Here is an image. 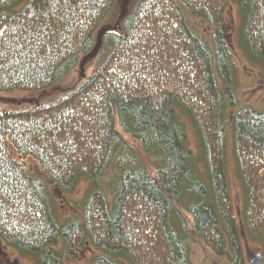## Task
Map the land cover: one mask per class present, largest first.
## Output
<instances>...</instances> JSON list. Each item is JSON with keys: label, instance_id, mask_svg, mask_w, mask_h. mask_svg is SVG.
<instances>
[{"label": "trees", "instance_id": "obj_1", "mask_svg": "<svg viewBox=\"0 0 264 264\" xmlns=\"http://www.w3.org/2000/svg\"><path fill=\"white\" fill-rule=\"evenodd\" d=\"M127 2L0 0V96L34 100L0 105V241L34 264H191L192 242L243 264L244 236L264 256V111L239 104L226 28L236 6L239 49L264 70V0Z\"/></svg>", "mask_w": 264, "mask_h": 264}, {"label": "rangeland", "instance_id": "obj_2", "mask_svg": "<svg viewBox=\"0 0 264 264\" xmlns=\"http://www.w3.org/2000/svg\"><path fill=\"white\" fill-rule=\"evenodd\" d=\"M134 2L135 0H128L126 5H124L123 10L125 14L131 11V7L133 6ZM119 13H115L114 16L105 25V27L119 29L121 26L120 20L122 19V15H120ZM226 23L227 34L230 42L229 49H231L232 58L235 61L238 71L237 82L239 84V87L237 88V98L239 104L241 106H251L258 111H264V70L251 64L248 59H245L242 50L239 49L240 38L238 35V31L241 23V17L239 16L238 8L236 6H231L227 11ZM95 61V57L90 60H85L84 64H81L80 67H78L77 70L72 73V75L66 77V79H64L62 83H60L56 88L62 90L63 88L72 87L75 83L81 80L80 73L83 77L85 75L88 77V75L94 69ZM84 79L86 78H83V82ZM260 88H262L263 91H260ZM50 98H52V96H50ZM32 102H34V100L31 96L28 97L27 95L20 92L18 94L16 93L0 96V105L5 106L19 103L30 104ZM188 136L191 141L192 148L194 150H197L196 145L198 138L196 134L190 129L188 132ZM228 137V181L232 195V201L234 202V213H236V216L239 217L241 215L240 211L244 203V191L242 190V183L238 177V169L236 167V158H234L232 137H230V134L228 135ZM20 160L23 161L22 158ZM25 163L30 168L32 173H41L39 167L35 162H33V160H27L25 161ZM85 190V185H81L77 194L68 197V199H71L72 201L78 200V198H81L83 196ZM62 202V208L59 209V215L61 219H65L70 213H72V209L70 208V201L66 203L62 200ZM241 244L243 246L242 256H244L243 264H249L250 260H252L255 255L259 253L263 255V246L259 241L253 240L251 237L244 236ZM190 248L191 264H234L233 260L228 256H217L212 250L203 246L201 243L192 242ZM95 255H97V253L94 251H86V253L82 256L81 262L83 264H90V260ZM0 264H34V262L31 258L22 257L15 249L8 247L4 244V242L0 241Z\"/></svg>", "mask_w": 264, "mask_h": 264}, {"label": "water", "instance_id": "obj_3", "mask_svg": "<svg viewBox=\"0 0 264 264\" xmlns=\"http://www.w3.org/2000/svg\"><path fill=\"white\" fill-rule=\"evenodd\" d=\"M83 64H84V62H83ZM249 264H264V256L260 253L255 255V257L252 260H250Z\"/></svg>", "mask_w": 264, "mask_h": 264}, {"label": "bare ground", "instance_id": "obj_4", "mask_svg": "<svg viewBox=\"0 0 264 264\" xmlns=\"http://www.w3.org/2000/svg\"><path fill=\"white\" fill-rule=\"evenodd\" d=\"M90 59H92V57H90V58H88L87 60H90ZM83 77V76H82ZM84 78V77H83Z\"/></svg>", "mask_w": 264, "mask_h": 264}, {"label": "flooded vegetation", "instance_id": "obj_5", "mask_svg": "<svg viewBox=\"0 0 264 264\" xmlns=\"http://www.w3.org/2000/svg\"><path fill=\"white\" fill-rule=\"evenodd\" d=\"M259 90H260V91H263V89H262V88H260Z\"/></svg>", "mask_w": 264, "mask_h": 264}]
</instances>
